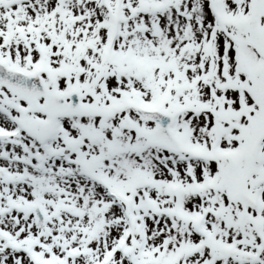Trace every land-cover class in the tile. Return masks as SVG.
I'll list each match as a JSON object with an SVG mask.
<instances>
[{
	"label": "snow or ice",
	"instance_id": "6c2138e0",
	"mask_svg": "<svg viewBox=\"0 0 264 264\" xmlns=\"http://www.w3.org/2000/svg\"><path fill=\"white\" fill-rule=\"evenodd\" d=\"M0 264H264V0H0Z\"/></svg>",
	"mask_w": 264,
	"mask_h": 264
}]
</instances>
